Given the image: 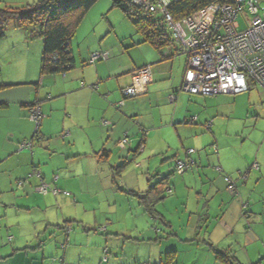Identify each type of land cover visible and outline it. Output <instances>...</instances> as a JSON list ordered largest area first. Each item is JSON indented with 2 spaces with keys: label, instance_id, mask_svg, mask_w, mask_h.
Masks as SVG:
<instances>
[{
  "label": "crops",
  "instance_id": "obj_1",
  "mask_svg": "<svg viewBox=\"0 0 264 264\" xmlns=\"http://www.w3.org/2000/svg\"><path fill=\"white\" fill-rule=\"evenodd\" d=\"M128 21L111 0H98L70 39L73 65L65 74L41 76L40 37L13 27L9 40L0 38V264H226L215 250L236 264H260L264 197L254 192L264 186V138L248 156L243 146L227 143L233 135L212 134L218 120L210 118L209 101L179 91L185 56L171 45L157 50ZM83 23L88 31L76 39ZM96 51L108 52V59L89 64ZM146 66L150 81L134 98L125 97L132 73ZM254 87L231 104L245 108L241 118L256 124L259 114L250 112L253 99L246 94ZM35 103L45 114L37 138L28 119ZM124 135L129 143L120 149ZM52 136L58 139L49 141ZM25 140H32L31 152H18L16 144ZM215 144L217 153L209 149ZM187 150L194 165L172 182L173 161ZM140 154L141 163L127 167ZM255 163L258 170L251 169ZM35 170L70 195L37 193ZM224 176L234 181L235 193L227 191ZM164 178L171 193L163 192L152 217L139 196Z\"/></svg>",
  "mask_w": 264,
  "mask_h": 264
},
{
  "label": "built area",
  "instance_id": "obj_2",
  "mask_svg": "<svg viewBox=\"0 0 264 264\" xmlns=\"http://www.w3.org/2000/svg\"><path fill=\"white\" fill-rule=\"evenodd\" d=\"M130 2L143 12L142 16L145 19L159 18V24L169 34L171 47L176 53L185 56L180 92L209 97L240 94L254 86L264 90V0H229L225 4L214 3L181 20H174L168 12L172 1L130 0ZM240 15L246 23L243 30H239ZM108 57L109 54L105 51L92 52L88 63L94 64L96 61L107 60ZM52 61L53 64L57 62L56 56H52ZM150 79V66L134 71L133 83L123 89V95L134 98ZM80 87L83 88L84 84L80 83ZM170 100L174 101L175 98L171 96ZM123 103L119 102L117 107H121ZM44 118L45 114L37 103L29 107L28 119L35 125L36 138ZM106 124L102 122V125ZM209 126L210 124H207V127ZM128 143L129 140L124 135L117 146L124 149ZM32 147V140L22 141L18 144V152H31ZM212 148L213 152L217 153V146L213 145ZM192 154L193 150H187L185 158L175 160V172L183 174L192 168L194 165ZM251 169L258 170V164H253ZM216 171L221 172V168L216 167ZM33 175L40 180L36 187L40 195H70L46 184L41 179L39 170H35ZM246 176L244 174L242 178ZM224 181L227 184V191L235 193L234 181L229 176H224ZM20 185L21 183L18 184ZM166 193H171V189L166 188ZM246 207V204L242 205V211ZM104 230L105 228L100 229ZM154 232L158 233L159 230L154 228ZM108 252L105 248L103 262H107Z\"/></svg>",
  "mask_w": 264,
  "mask_h": 264
},
{
  "label": "trees",
  "instance_id": "obj_3",
  "mask_svg": "<svg viewBox=\"0 0 264 264\" xmlns=\"http://www.w3.org/2000/svg\"><path fill=\"white\" fill-rule=\"evenodd\" d=\"M98 0H43L20 9L0 8V38L4 37L8 22L15 21L16 27L30 37L42 39L41 76L64 74L72 68L69 42L88 10ZM126 17L134 18L137 31L154 48L161 50L170 45V37L157 19H145L143 12L131 5L130 0H111ZM229 0H176L168 7L174 20H181L195 11L211 4H225ZM52 56L57 62L53 64ZM102 156L107 157V152ZM120 169L116 170L119 177ZM168 186L167 179H161L139 196L140 203L148 214L154 217L155 204L161 199ZM216 257L226 264H236L229 254L215 250ZM264 258L261 259V261ZM261 263V262H260Z\"/></svg>",
  "mask_w": 264,
  "mask_h": 264
},
{
  "label": "rangeland",
  "instance_id": "obj_4",
  "mask_svg": "<svg viewBox=\"0 0 264 264\" xmlns=\"http://www.w3.org/2000/svg\"><path fill=\"white\" fill-rule=\"evenodd\" d=\"M7 1H11V0H0V8L20 9L22 7L21 5H18V4L17 5L8 4ZM9 3H11V2H9ZM24 7H26V6H24ZM98 19L100 21H102L103 24L105 23V19L101 20L100 17ZM127 19L130 20L128 22H131V24L134 23V20H135L134 18H128L127 17ZM99 20H97V21H99ZM238 22H239V30H243L246 27V23H245V21L241 15L238 17ZM84 24L85 23L80 25V28L77 32V36L75 37L76 39L81 38V37L86 35V31H88V28L85 29V31H83V27L85 26ZM119 25H120V22H118V25L116 24V26L118 28L120 27ZM13 27H15V28H13ZM12 28L17 29L15 21L8 22V24L6 26V32H5L4 37H3L4 38L3 42H6V40H9L12 37V35L10 36V34H11L10 32H13ZM119 31H120V29H119ZM110 38H112V36ZM8 42H10V41H8ZM74 45H76V41H74ZM19 57L20 56H17L18 60H19ZM4 61L5 62H2V63L4 64V66L7 67V65H8L6 62L7 60H4ZM182 93L188 94V93H184V92H182ZM240 94H243V93H240ZM240 94H232V95L222 94V95L209 96V97H204V98H206L209 101L210 118L213 121L218 120V122H217L218 128L215 129V126H216V124H215V126L211 130V133L215 134V135L221 134L222 135L220 137L221 140L227 139L228 137L233 135L234 137L232 139H230L229 141H227V143L231 142L237 148H240L239 147L240 145L243 146V153L250 156L253 153L257 154L255 152H256L257 148L259 149L261 147V142L263 141V138H264V90H262L259 87H254L249 93H246L247 95L250 94L251 98L253 99V102H250L251 106H249L250 112L256 110V112L259 114V120H258V123H256V124H255V120H253L254 122H252V120L247 121L246 117L241 118V117H243L242 114H245V108L243 109L241 106H238L236 108V110H234V108L232 107L233 98L239 97ZM201 98H203V96H201ZM238 100H242V97L239 98ZM235 114L238 115V117L233 118L232 115H235ZM237 119H240V120H237ZM34 129H35V127H34ZM225 129L227 132H224ZM237 138L239 139L238 140L239 145H237V142L235 141V139H237ZM57 139H58L57 137L52 136L49 141H55ZM16 146L18 149V144H16ZM212 147L213 146H211L209 149L212 150ZM52 152L53 151L49 150V155L52 154L50 157L54 156ZM229 153H232V152H229ZM254 154H253V156H254ZM142 155L143 154H140L139 157H137V159L135 161H131V163H129L127 167L134 168V166L141 163L139 158ZM232 156L229 155L228 158H230L231 160L234 161L235 157H234V155H232ZM55 157L57 158V155H55ZM156 162H157V165L159 166V164H158L159 161L157 160ZM172 168L174 170L175 175H174V177H171L170 180L173 182L174 178L178 179L180 177V174L175 172V161H173ZM138 169H140V168H138ZM162 171H164V170L162 169ZM243 174H245V173H243ZM240 177H241L240 174L237 173L235 178L239 179ZM235 178H233V179H235ZM252 191L254 192V190H252ZM254 194L256 195V198L258 200H262V198L264 197V186H260L259 188H257V190L254 192ZM245 203H247V202H244V204ZM66 210L71 211V208H67ZM244 211H248L247 207ZM58 213L60 214V211H58ZM53 218H54V216H53ZM263 220H264V215H263ZM261 234H262V236H264V225H263V231ZM108 257L110 258V255H108ZM262 258H264V257H262ZM263 263H264V260H262L260 264H263Z\"/></svg>",
  "mask_w": 264,
  "mask_h": 264
}]
</instances>
